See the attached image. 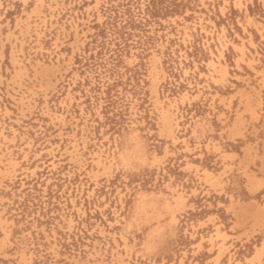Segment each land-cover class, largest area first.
Returning <instances> with one entry per match:
<instances>
[{"label": "rangeland", "instance_id": "1", "mask_svg": "<svg viewBox=\"0 0 264 264\" xmlns=\"http://www.w3.org/2000/svg\"><path fill=\"white\" fill-rule=\"evenodd\" d=\"M0 264H264V0H0Z\"/></svg>", "mask_w": 264, "mask_h": 264}, {"label": "bare ground", "instance_id": "2", "mask_svg": "<svg viewBox=\"0 0 264 264\" xmlns=\"http://www.w3.org/2000/svg\"><path fill=\"white\" fill-rule=\"evenodd\" d=\"M257 254V253H256Z\"/></svg>", "mask_w": 264, "mask_h": 264}]
</instances>
